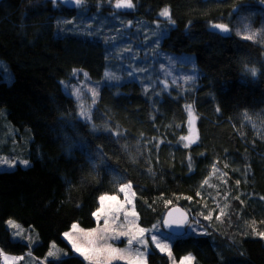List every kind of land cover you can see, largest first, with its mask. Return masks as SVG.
<instances>
[{"label":"trees","instance_id":"trees-1","mask_svg":"<svg viewBox=\"0 0 264 264\" xmlns=\"http://www.w3.org/2000/svg\"><path fill=\"white\" fill-rule=\"evenodd\" d=\"M115 1H0V125L10 121L28 130L25 137L32 134L31 164L0 170V250L40 264L55 243L69 254L45 264H87L62 234L73 223L93 227L99 198L130 183L141 227L161 224L168 208L179 205L205 229L173 237L176 259L191 254L194 264H264V238L253 232H264V45L210 31L215 23L233 26L243 10L258 27L264 8L257 0H132V9L118 12L132 21H162L161 9L170 10L169 30L151 35L154 53L196 61L190 86L165 88L155 61L150 75L133 64L130 76L124 65L122 78L106 79L110 66L119 68L107 38L64 30L62 19L83 12L96 22L112 19ZM77 68L103 82L90 119L61 85ZM188 105L198 138L185 147ZM9 219L32 228L38 244L12 238ZM147 253L148 264H169L155 246Z\"/></svg>","mask_w":264,"mask_h":264},{"label":"rangeland","instance_id":"rangeland-1","mask_svg":"<svg viewBox=\"0 0 264 264\" xmlns=\"http://www.w3.org/2000/svg\"><path fill=\"white\" fill-rule=\"evenodd\" d=\"M257 1L264 8V3H262L261 0H257ZM114 8L116 9V11L112 15L111 17L112 19H109V18L105 19L103 17L105 20L101 19V20H97L96 22L94 21L95 16L93 17L90 14H86L83 12V14L79 16L78 18H75V17L66 18V19H62L61 22H63L64 30H68L69 32H72V33L74 32L82 36L87 35V36H91L94 38L95 37L97 38L106 37L107 40L110 42L109 50L113 58H118L117 59L118 62H117L113 58L108 57V62L113 61L119 64L118 69H116L115 66L112 65L109 67L107 72L112 73L115 77H119V79L122 78V75L119 74V69L121 70V68L124 67V65L126 67L125 69H122V70L127 72L128 76H130L131 70L130 69L127 70V68L129 66H134L133 64H136V65L139 64L141 70L147 72L146 75H150V73L153 72V67H154L153 61H155L156 71L159 74L158 79L160 80V82L163 83L164 86H165L164 82H167V87L173 84V85L180 86L183 88L184 86H190L195 81V79L197 78L199 69H197V66H196L197 64H196L195 59L193 58V55H189L185 53L178 55L176 53H173V52L169 53L167 51H163L160 49L156 50L154 53L153 49H154V46L156 45V40H153L151 35L154 33L161 35L164 29L167 32L169 30L170 24L172 23L167 22L164 17H161L162 21H160L159 19H156V20H148V19L145 20L144 19L145 22H143L141 19H137V20L134 19V21H132L130 19H126L125 17H123L122 15L118 13L120 11H126L130 9L128 8L117 9L115 5H114ZM239 13L240 15L236 17L233 21V24H232L233 26L229 27L231 29V33L232 34L234 33L244 39L245 36L250 35L253 32H256L258 33V35L254 39H251V40L260 41L261 44L264 45V21H262L263 23L261 22L260 25H258V27L253 28L252 24H250L249 18H246V15H245V14H251L252 12L248 10H243V11H240ZM129 22H131V24H129ZM132 22H134V26L132 25ZM131 31L133 35L131 34ZM140 33L144 40L140 38ZM130 34L132 35V37ZM162 37L158 38L157 44L160 43V41L162 40L161 39ZM135 38L138 41H136V43L133 44L134 42L133 39ZM151 41H152V44H151ZM141 63H143L144 66ZM84 73H87V71L77 68L76 74H73L72 72L71 78L63 81L61 85L63 86L64 91H66L69 95L73 96V98L78 101L79 107H81V105H85V106H88L89 110L91 111L92 108L94 107L93 106L94 103L98 100L99 92H100V89L102 88L103 82L100 80L93 81L90 78L89 74L85 76ZM185 76H192L193 79L186 81L184 79ZM106 79L112 80L109 78H106ZM173 80H175L176 83H172ZM145 86L148 87L149 83L146 82ZM74 88L79 89L80 91L79 97L72 94ZM91 89H95L97 93L94 103H93L92 91H90ZM187 112H188V109H187ZM2 113H6V110H3ZM192 115L194 119H193L191 128L194 131L195 135L198 137L196 123H195L196 112H193V110H192ZM8 123L10 126L6 124L5 122H3L0 125V135H1L0 136V157L14 159L17 161V163L13 167H9L8 165H0V170L15 169V167L17 166L26 167L19 163L20 160H28L29 161L28 165L31 164L27 153H29L28 150H29V144L32 139V134L29 133V136L27 135V137H25L24 131H28L27 129H24V130L19 129L17 126L12 124L10 121H8ZM187 123H189V113H188ZM188 134L190 135V125L189 124H188ZM124 184H130V183H124ZM133 195H134V191L132 190V187H130V189H128L127 192H121L119 190L118 193H115L113 195H103L106 197H111V196L117 197L116 201H111V200L106 199L103 202V207L105 210H107L109 207L115 209L117 204L124 205V207L115 213L117 217L115 223H111L112 216L111 214L109 215L110 224L108 226L107 232L104 233L105 239L103 241L98 242L100 247H107L108 245H111L113 248H117V249H125L128 247V239L130 237L124 236V235H118V234L123 231H128L129 226L124 220V212L134 211ZM126 199H131L132 203L127 204ZM101 207L102 205L100 202V205L98 208H101ZM94 218H95L96 224L93 227L91 228H87L83 226L81 227L79 224L73 223V225L74 224L77 225V229L73 230V225H72V227L69 230L65 231L64 233L72 232L73 239H75L76 242L81 245V247H85L87 240L83 234L86 232H89L90 230H96L95 233H93V236H95L97 234H100L105 227L103 215L99 219H97L96 217ZM9 220L13 221L16 225H18L19 230H22L20 235H14V233H16L18 229L10 227L9 224L7 223V226L10 227L11 229L12 238L16 240H19V239L24 240L29 246L38 244L40 239L36 237V233L32 228L24 227L22 224L12 219H9ZM9 220H7V222ZM135 222L140 228H143L138 224V221L136 220V218H135ZM197 222H198L197 220L191 219L190 221L191 227L187 225L184 229L185 231L183 234L199 235L200 233H205V229L202 228L201 223L200 222L197 223ZM121 225H123V227H121ZM144 229L150 230L145 233V239L148 241L147 250L149 249V245L155 246L154 244L151 243V236L154 234H158V235H161V238L164 242L169 244L170 252H171V244H172V239L174 236L169 231H165L161 227L160 223L157 224V228L155 229L153 228V226L150 228L146 227ZM63 234L62 236L64 237ZM64 239L67 241L68 245L70 246L72 253H75L76 255H79L84 258L83 255L73 250L72 245L68 239H66L65 237ZM53 244L55 245V249H58L59 252L55 256H49L48 253L52 249ZM136 249H140L141 251L144 250L141 245L134 243L131 247V257L130 258L132 260H135L136 258L135 257ZM156 249L157 251L161 252L158 248ZM50 250L47 253L46 259L41 258L38 260V263L45 264V261L47 259H52L54 257H61L62 255L69 254L68 249L63 248V247L61 248L60 246H57L55 243H51ZM161 253L166 255L167 261L169 264H180V261L182 258L189 256V255H184V256H181L179 259H176L172 252H171V255H169L168 251L161 252ZM6 256L9 258L8 264H36V259L32 255H31L32 258L26 257L24 262L20 255L16 256V255L9 254ZM190 256L193 257L191 254ZM116 261L129 264L128 259L102 260L101 264H110ZM86 262L87 264H95L94 261L90 262L89 260H86ZM0 264H5V260L3 256H0ZM146 264H148V253L146 254ZM191 264H194V262H191Z\"/></svg>","mask_w":264,"mask_h":264},{"label":"snow or ice","instance_id":"snow-or-ice-1","mask_svg":"<svg viewBox=\"0 0 264 264\" xmlns=\"http://www.w3.org/2000/svg\"><path fill=\"white\" fill-rule=\"evenodd\" d=\"M53 4L57 3V0H52ZM64 2H68V0H64ZM76 5H82L84 3V0H74ZM262 3H264V0H261ZM115 7L117 9L120 8H128L131 9L134 7V4L132 2V0H116L115 3ZM159 16L167 18L168 21L170 23H174L171 20V15H170V10L165 7L164 9H162L159 13ZM70 23V21H69ZM129 24H131V22H129ZM212 27L214 29H218L221 32H227L229 31L228 26L224 25V24H213ZM258 35V33L253 32L250 35L245 36V39H254L256 36ZM143 71V70H141ZM249 71L251 72V74L253 76L256 75L257 70L255 68L249 69ZM77 69H73V74H76ZM131 74V73H130ZM85 76H87V73H84ZM105 77L109 78V79H119V77H115L112 73H108L105 72ZM184 79L186 81L192 80L193 77L192 76H185ZM63 83V81L61 82ZM165 83V88H167V82ZM172 83H176L175 80L172 81ZM90 91H92V95H93V103L95 102V98H96V90L95 89H91ZM145 91H148V88H145ZM73 95L79 97L80 96V91L79 89H73L72 92ZM188 109V113H189V125H190V135L186 136V137H182L181 139L184 141H187V143H185V147H188L191 143H195V140L198 138L194 131L191 128V125L193 123V115H192V106L188 105L186 106ZM217 111H219V108L217 109ZM80 116L83 117L84 119H90V110L88 106L85 105H81V110H80ZM17 163L16 160L14 159H8L6 157H0V165H8L9 167H13L15 166ZM20 164L27 166L29 164L28 160H20L19 161ZM226 175V174H221ZM205 183H207V181H205ZM237 184H239V181H237ZM131 185L130 184H122L120 186V191L121 192H127L128 189H130ZM100 202L102 207L98 208L95 212H93V216L96 217L97 219H99L102 215L104 216V229L102 230V232L100 234H97L95 236H93V233H95L96 230H90L89 232L84 233V237L87 240V243L85 245V247H81V245L79 243L76 242L75 239H73V233L72 232H66L64 233V237L66 239L69 240V242L72 245V248L75 252L81 254L84 256V258L86 260L94 261L95 264H101L102 260H114V259H128L129 260V264H146V254H147V248H148V241L145 239V233L150 231V230H146L144 228H140L136 222H135V218H136V213L135 211H125L124 212V220L126 221L127 225L129 226L128 231H123L120 232L118 235H124V236H129L130 238L128 239V247L125 249H117V248H113L111 245H108L107 247H100L99 246V241H103L105 239L104 233L107 232L108 230V226L110 224V220H109V215L111 214L112 219H111V223H115L117 217L115 215L116 212H118L121 208L124 207V205H120L117 204L116 208L113 209L111 207H109L107 210L104 209L103 207V202L108 199L111 201H116L117 197L116 196H111V197H106V196H101L100 198ZM126 203L127 204H131L132 200L131 199H126ZM227 207V205H225V208ZM175 212H179V215H174ZM224 214V209L221 208L220 209V214L217 215L215 218L217 220H220L222 218ZM131 217V219H130ZM211 218V214L209 216H205L204 219H210ZM9 224L10 227L13 228H17L18 231L16 233H14V235H20L22 230H19V226L16 225L13 221L9 220L7 222ZM198 223V222H197ZM188 224L189 227H191L190 223H189V219L187 217V215L184 212H181L179 210H171L169 211V213L167 214V216H165L164 221H163V226L165 228L168 229H172L174 226L176 228H180L184 225ZM121 227H123V225H121ZM153 228H157V225H153ZM77 229V225H73V230ZM254 234L260 236L261 238H264V232H255V229H253ZM139 244L142 246V248L144 249L143 251H141L140 249H136V253H135V260H132L131 257V247L133 244ZM151 243L155 245L156 248H158L161 252H165L168 251L169 255H171L170 252V246L168 243L164 242L161 238V235L158 234H154L151 236ZM59 252L58 249H55V245L53 244L52 249L49 251L48 255L49 256H55L57 255ZM0 256H3L4 260H5V264H8L9 258L2 253V250H0ZM19 259V258H18ZM193 257H191L190 255L187 257H184L181 259L180 264H191V262L193 261Z\"/></svg>","mask_w":264,"mask_h":264},{"label":"water","instance_id":"water-1","mask_svg":"<svg viewBox=\"0 0 264 264\" xmlns=\"http://www.w3.org/2000/svg\"><path fill=\"white\" fill-rule=\"evenodd\" d=\"M0 1H2V0H0ZM64 1V0H63ZM66 4H69L70 6H72V5H74V1L73 0H68V2H65ZM215 24H221V23H215ZM222 24H224V23H222ZM224 25H226V24H224ZM228 26V25H227ZM228 29H229V31H227V32H221L220 30H218V29H214L213 27H211L210 28V31L212 32H216L217 34H219L220 36H225V37H229L230 36V34H231V30H230V28H229V26H228ZM174 209H176V210H179V211H181V212H184L186 215H187V217H188V219H189V222L191 221V217H192V215L189 213V212H187L185 209H183L181 206H179V205H177V206H171V207H169L168 208V210H167V212L164 214V216H163V218H162V222H161V227L165 230V231H169L174 237H179L180 235H182L183 233H184V229H185V227L188 225V224H186V225H184V226H182V227H180V228H176L175 226L172 228V229H168V228H165L164 226H163V221H164V218H165V216H167V214L169 213V211H171V210H174ZM174 215H179V212H175L174 213Z\"/></svg>","mask_w":264,"mask_h":264},{"label":"bare ground","instance_id":"bare-ground-1","mask_svg":"<svg viewBox=\"0 0 264 264\" xmlns=\"http://www.w3.org/2000/svg\"><path fill=\"white\" fill-rule=\"evenodd\" d=\"M190 223V222H189Z\"/></svg>","mask_w":264,"mask_h":264}]
</instances>
